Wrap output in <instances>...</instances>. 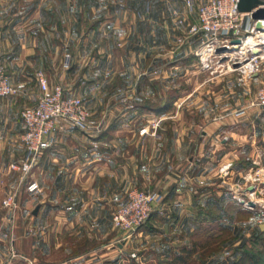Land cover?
Wrapping results in <instances>:
<instances>
[{"label": "rangeland", "instance_id": "rangeland-1", "mask_svg": "<svg viewBox=\"0 0 264 264\" xmlns=\"http://www.w3.org/2000/svg\"><path fill=\"white\" fill-rule=\"evenodd\" d=\"M175 1L43 0L42 2L51 4L52 7L56 4L60 6V3H64L65 7L63 11H51L52 19L48 17L46 22H41L43 24V28H41V23L35 21L38 18L34 19V25L30 24L33 20L27 19L31 11L22 9L16 11L20 4L26 2L18 0L16 3H9V7L12 8L11 14L15 12L18 16L7 17L13 20L12 23L18 22L13 27L16 26L26 34H29L30 30L38 29L42 30L43 34L46 30L48 38H55L61 43L63 38L72 34L84 33L87 29L83 25L78 28L72 26L77 23V14H80L81 18L84 14L83 11L88 14L84 9L87 2L109 3L113 6L109 14L106 13V15L113 20L114 27L106 28L104 33L111 41L110 67L120 69L125 66L128 72H136L135 78H130L129 75L122 81L128 80L131 84L134 83L135 88L139 89V101L149 104V110L155 111L156 108L168 104L163 110L155 112L154 115H144V118L135 126L132 122L119 124L122 132L131 134L136 130L140 133L141 129H146L150 125L153 118H162L159 129L161 138L154 139L152 137L154 142L149 147L153 153L143 162L142 170L147 162L154 164L157 168L162 166L159 170L167 165L168 143L175 124L182 135L184 132H190L192 138L190 146L193 149L194 143L199 140L201 130L205 129V123L223 119L232 111L234 114L239 113V118L243 121H239L238 128L235 129L243 132L254 130L257 134L252 139H231L232 146L235 147L238 154L236 156L232 153L228 158L232 159L233 167L240 169L241 172V174L235 172L232 175V184H228V190L224 189L230 193L233 201L224 203V218L210 217L198 224L196 232L189 238V246L185 249L187 252L193 250V253L184 264H264V249L262 247L264 234L257 231L260 224L258 222L264 220V207H262L264 205L262 203L264 201V184L262 183L264 172L260 174L262 179L260 183L252 189L256 192L255 195L250 196L256 202L252 209H247L234 199L231 189L232 187L236 189V186L240 185L239 192L243 193L242 196L248 201L246 192L252 190H249L251 186L245 184L242 176L248 172L254 173L258 168L264 169V110L249 102L253 99L258 86L264 83V62L259 72L260 75L252 78H243L237 72H200L188 44L177 48L173 42L177 31L173 28L170 10ZM179 1L182 2V0ZM199 1L196 0V3ZM67 6H70L69 10ZM72 6L81 12H73ZM91 14L93 19L98 16H95L93 12ZM153 39H155L154 42ZM102 46L104 45L102 44ZM158 70L159 72H157ZM252 114L256 119L254 126L246 120ZM171 115H176L179 120H176L175 117L172 118ZM201 119L204 120L199 124ZM72 129L73 127L67 126L63 131L68 132ZM145 140L146 138H142L141 141ZM78 142L71 135L65 136L61 140L56 136L51 144L41 152L38 162L28 175L40 184V191L35 192V195H32L33 198L25 191L24 181L20 180V173L9 169L10 164L18 163L26 157L21 139L16 142L17 152L12 155L9 161H5L3 170L6 173L3 174L2 170L0 174V213L5 212L4 198L13 194H16L18 198L13 220L9 222L0 215V260L12 259L25 263L24 255L13 243L15 239L20 247L27 248L31 244L36 246L37 258L41 257L47 263H60L70 255L71 249L85 251L94 248L97 256L94 259L95 264H100L102 259L98 256L101 253L98 250L104 244L105 246H117L122 241L121 238L128 235L125 231L115 229L112 224L111 216L118 204V201L115 200L119 199L118 196L113 195L114 201L110 200V203L104 208L99 207L92 217L87 214L80 219L74 217L73 210L80 204L84 192L80 184L81 182L86 184L85 175L79 174L81 180L79 182L72 170L73 148L77 145L85 147L88 144L86 141L82 145ZM117 142L119 141L117 140ZM210 147V141L203 145L205 151H208ZM224 147L225 150H229L231 145ZM55 148H64L65 150L59 153L58 160L54 159L51 161L52 163L50 162L51 166L48 171H45L42 168V158L47 149ZM248 150H252L251 155H247ZM226 164H231V160L224 163V165ZM101 181H104L103 177ZM131 186L132 184L129 182L126 191H124L125 194L130 189L141 188L137 184ZM226 186L227 184H225V188ZM43 199H49L47 202L52 211L47 219L40 217L38 208ZM44 204L42 203V205ZM35 206L38 210L34 216L30 210ZM57 208L63 210L64 214L57 216ZM145 223L132 233L145 227ZM153 224L154 227L149 225L154 233L152 237L145 239L141 235L139 238L132 239L134 234H131L129 247L122 254L110 255L111 260H115L113 262L116 264H172L173 257L178 251L173 252V247L170 245L172 243L169 242L170 236H172L169 221L157 219ZM2 228H11L10 230L16 231V233L5 231L6 234L3 235ZM40 235L46 239L47 250L46 248H44L45 250L39 249ZM114 236H117L116 239ZM181 253L182 251H179L178 255ZM120 256L124 257L121 261L118 259Z\"/></svg>", "mask_w": 264, "mask_h": 264}, {"label": "crops", "instance_id": "crops-1", "mask_svg": "<svg viewBox=\"0 0 264 264\" xmlns=\"http://www.w3.org/2000/svg\"><path fill=\"white\" fill-rule=\"evenodd\" d=\"M17 1L0 0V60L7 67L12 83L20 90L17 95L0 99V174L5 161H9L12 155L17 152L16 142L21 139L19 112L23 107L36 102L40 89L35 79V72L41 70L51 87L59 84L64 88L65 95H76L84 100L91 112V122L95 123L99 120L105 122L106 129L98 135H91L73 127L72 131L56 132L52 138L53 141L57 136L61 140L65 136L71 135L81 145L85 141L88 143L85 147L77 145L72 150L74 176L79 182L81 181L79 174L83 173L82 175H85L84 178H86V184L82 182L80 184L84 192L80 204L73 210L74 217L80 219L86 214L92 217L99 207L104 208L110 203V200L114 201L113 195L119 197V199H115L119 204L125 196L124 191H126L129 182L132 184L131 187L137 184L141 187L139 189L157 190L164 196L163 202L150 213L147 223H145L146 228L141 227L135 233H131L134 234L133 237L131 234L123 236L117 246H105V244L103 247L101 246L102 248L98 250L101 252L98 254L102 259L100 264H116L113 262L115 260H111L110 255L122 254L129 247L131 238H139L141 235L145 239L152 237L154 233L149 225L154 227L153 223L157 219L169 221L172 233L169 242L172 243L170 244L173 247L172 251H178L175 253L178 255L179 251L181 252L189 246V238L196 232V228L202 220L210 217L224 218V203L233 201L230 193L224 189L228 190V184H232V175L235 172L241 174L240 169L233 167L232 159L228 158L232 153L236 156L238 154L235 147L232 146L231 139H252L255 138L257 132L254 130L250 132L237 131L235 128H238V122L243 120H240L239 113L234 114L232 111L223 119L205 123V129L201 130L199 140L194 143V148L191 149L190 132H184L182 135L175 124L168 143L167 165L159 170L162 166L157 168L154 164L147 162L142 170L143 162L153 153L149 147L154 142L153 138L147 135L146 140L142 142L139 132L136 130L131 134L122 132L119 124L132 122L135 126L144 118V115H154L155 111L148 109L150 108L149 104L139 101V89L135 88L134 83L132 85L128 80L122 81L129 75L130 78H135L136 72H128L125 66L120 69L110 67L111 41L104 33L106 28L114 27L113 20L106 15V13L109 14L113 6L109 3L87 2L84 9L88 14L83 11L82 18L80 14H77V23L72 24L74 28L83 25L87 29L84 33L69 35L59 43L55 38H48L46 30L43 34L40 29L30 30L29 34H26L16 26L13 27L18 22L12 23L13 20L7 16H18L15 12L11 14L12 8L9 7L10 2L16 3ZM25 1L16 11H21L20 9L31 11L27 19L33 20L30 22L33 25L35 24L34 19L38 18L35 21H39V23L46 22L48 17L51 19L53 17L51 11H63L65 7L64 3L60 2V6L56 4L52 7L51 4L42 2L43 0ZM69 7L67 6L68 10ZM71 10L75 13L81 12L73 6ZM91 12L98 16L95 19L91 18L93 16ZM42 25L41 23V28H43ZM81 30L83 29L81 28ZM154 41L155 39H153ZM173 42H175V38ZM102 44L104 46L101 47ZM65 53L67 56H64ZM259 75L260 73H257L254 77ZM176 115L178 116V114ZM176 115H171V117L179 120ZM203 120L201 119L199 124ZM246 120L254 126L255 115L248 116ZM258 135L260 134L258 133ZM207 141H210L211 147L205 151L203 145ZM225 145H231V148L225 150ZM64 150V148L47 149L42 158L43 170L48 171L51 166L50 162L54 159L58 160L59 153ZM251 154L252 150H248L247 155ZM230 160L231 164H226V168L224 163L230 162ZM221 168L224 170L223 172ZM102 177L104 181H101ZM225 184H227L226 188ZM29 194L33 198L32 195H35V192ZM17 199L15 194V200L17 201ZM47 200L49 199L41 200V204L38 206L40 217L46 219L52 214ZM42 203L45 204L42 205ZM3 208L5 212H1L0 215L10 222L7 208L4 206ZM38 208L37 206L31 208L32 215H36ZM56 214L57 216L64 214V211L57 208ZM261 221L264 223V220ZM10 229L2 228V234L5 235L8 231L12 234L16 233ZM119 236L121 235L119 234ZM114 237L116 239L117 236ZM45 241L46 239L40 235L39 249L45 250L44 248H46L47 250ZM13 243L24 255L26 264H52L43 261L41 257L37 258V248L33 244L25 248L18 246L15 239ZM93 249L89 248L85 251L71 249L70 255L57 264H95L94 259L97 256ZM123 258L120 256L118 259L121 261ZM25 263L12 259L0 260V264Z\"/></svg>", "mask_w": 264, "mask_h": 264}, {"label": "built area", "instance_id": "built-area-1", "mask_svg": "<svg viewBox=\"0 0 264 264\" xmlns=\"http://www.w3.org/2000/svg\"><path fill=\"white\" fill-rule=\"evenodd\" d=\"M238 1L200 0L196 3V0H176L171 6L172 24L177 31L176 47L185 44L190 46L200 72H237L243 78H252L260 72L264 62V18L253 19L251 12L239 11ZM234 39L240 42L234 43ZM220 48L225 50L218 52ZM35 79L40 89L38 98L20 111L21 142L26 157L9 167L20 173V180L24 181L28 193L40 191L38 182L28 175L56 132L70 126L98 135L105 129L103 120L95 123L90 121L91 112L81 97L65 95L64 88L59 84L51 87L41 70L35 72ZM19 93L20 90L10 79L7 67L0 60V99ZM249 102L264 109V83L258 86ZM161 124V117L152 119L146 129L140 130L141 137L144 139L149 135L154 139L161 138ZM263 172V168H258L254 173H245L242 179L246 185L256 188L262 180L260 174ZM239 186L231 188L233 198L247 209H252L256 202L250 196L256 192L247 191L246 201L243 193L239 192ZM163 198V194L157 190H128L112 212L113 227L131 234L146 222L153 209L163 202ZM3 206L7 208L8 219L12 220L16 208L15 194L6 197Z\"/></svg>", "mask_w": 264, "mask_h": 264}, {"label": "water", "instance_id": "water-1", "mask_svg": "<svg viewBox=\"0 0 264 264\" xmlns=\"http://www.w3.org/2000/svg\"><path fill=\"white\" fill-rule=\"evenodd\" d=\"M238 10L241 12H251V17L253 19H262L264 18V0H239L238 1ZM234 43H239V39H234ZM225 50L224 48L218 49V52ZM253 187H249V190H252ZM252 206L255 204L249 202ZM34 213L35 210H34ZM259 227L261 230H264V223H260Z\"/></svg>", "mask_w": 264, "mask_h": 264}, {"label": "trees", "instance_id": "trees-1", "mask_svg": "<svg viewBox=\"0 0 264 264\" xmlns=\"http://www.w3.org/2000/svg\"><path fill=\"white\" fill-rule=\"evenodd\" d=\"M167 105H168V104H167ZM167 105H166V106H167ZM166 106L164 105V106H162V107H160V108H156V109H155V112H159V111L163 110V108H165ZM148 109H150V108H148ZM105 129H106V128H105ZM105 129H104V130H105ZM104 130H103V131H104ZM103 131H102V132H103ZM102 132H101V133H102ZM257 231H258V233L264 234V230H261L260 227H259V225H258V229H257ZM262 247H263V249H264V239L262 240ZM192 253H193V250H189L188 252H187V250H183L182 253H181L180 255H175V256L173 257L172 264H176V263L184 264V263L188 260V257H189Z\"/></svg>", "mask_w": 264, "mask_h": 264}, {"label": "bare ground", "instance_id": "bare-ground-1", "mask_svg": "<svg viewBox=\"0 0 264 264\" xmlns=\"http://www.w3.org/2000/svg\"><path fill=\"white\" fill-rule=\"evenodd\" d=\"M250 40V39H249ZM259 202H262V201H259ZM264 204V201L262 202Z\"/></svg>", "mask_w": 264, "mask_h": 264}]
</instances>
